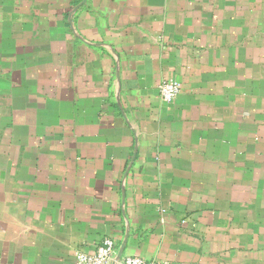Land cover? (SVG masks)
Segmentation results:
<instances>
[{"label": "crops", "instance_id": "obj_1", "mask_svg": "<svg viewBox=\"0 0 264 264\" xmlns=\"http://www.w3.org/2000/svg\"><path fill=\"white\" fill-rule=\"evenodd\" d=\"M106 238L264 264V0H0V264Z\"/></svg>", "mask_w": 264, "mask_h": 264}, {"label": "built area", "instance_id": "obj_2", "mask_svg": "<svg viewBox=\"0 0 264 264\" xmlns=\"http://www.w3.org/2000/svg\"><path fill=\"white\" fill-rule=\"evenodd\" d=\"M157 91L162 102L171 104L180 95L181 85L175 80L166 79L159 83ZM75 258L77 264H166L146 261L138 256L122 257L115 249V242L109 238L104 239L94 253L77 252Z\"/></svg>", "mask_w": 264, "mask_h": 264}]
</instances>
